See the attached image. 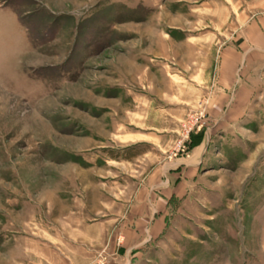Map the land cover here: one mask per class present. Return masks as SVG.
I'll return each mask as SVG.
<instances>
[{
    "label": "rangeland",
    "instance_id": "1",
    "mask_svg": "<svg viewBox=\"0 0 264 264\" xmlns=\"http://www.w3.org/2000/svg\"><path fill=\"white\" fill-rule=\"evenodd\" d=\"M260 20L264 0H0V264L257 254L264 50L246 31ZM232 46L243 82L211 118L207 78L223 57L237 65ZM196 172L184 203L178 184ZM142 202L165 217L149 241L128 233Z\"/></svg>",
    "mask_w": 264,
    "mask_h": 264
},
{
    "label": "crops",
    "instance_id": "2",
    "mask_svg": "<svg viewBox=\"0 0 264 264\" xmlns=\"http://www.w3.org/2000/svg\"><path fill=\"white\" fill-rule=\"evenodd\" d=\"M250 29L246 31V35H248V37H254L255 36V41L252 43V47L255 49H258V51L264 50V21L260 20V22L258 24H252L251 27H249ZM250 43V42H248ZM230 48H227L226 50H228ZM257 51V50H255ZM257 51V52H258ZM227 54H234L236 57L235 58H240L239 62L236 63L237 65H233L234 63L232 62L231 64L228 63L224 57L220 60L217 61L216 64V69H215V74H214V78L213 81L211 82L210 77L207 78L208 79V86L207 88L209 89H214L213 92V97L211 98V103H210V108L209 110H212V113H210V117L212 118L215 114L216 111H218L222 105V99L225 95H223L224 91H236L237 87H240L241 82H243V80L241 79L240 76L236 75V68L239 66V70L244 67V64H246V62H243L242 59V55L240 54V52L238 51V49H235L234 46L231 47L230 51H226ZM263 53V52H262ZM239 55H241L239 57ZM245 59V58H244ZM246 60V59H245ZM261 62L260 59H258L256 61V65L257 63ZM238 69V68H237ZM235 78V80H234ZM210 80V81H209ZM233 81V83H231ZM235 89V90H234ZM210 91V90H208ZM222 93V94H221ZM221 94V95H220ZM227 103V102H226ZM227 105V104H226ZM227 107V106H226ZM224 109V107H223ZM213 110H215L214 114H213ZM225 110H223V113H225ZM209 111V112H210ZM238 121L235 122H231L230 126H236ZM204 139V138H203ZM205 141V142H204ZM203 141V145L201 147L198 148V152H197V156L195 158H193V156L188 159L189 161H191V159L193 158V161L191 163V165H195V166H189V167H199L197 169L198 172H200V167H201V162L203 160V153H204V149H205V145L206 142H208L209 140H206V138ZM210 148V147H208ZM246 156L243 155V157H246V159H248L250 157L249 154H245ZM186 164V163H185ZM188 164H186L187 166ZM198 172L196 173H188L189 177L186 176L185 178H181L180 182H179V190H180V197L184 198V203H186L187 199L191 196L192 191H194L196 189V183H194V181L197 179L198 176ZM177 185V187H178ZM176 196V195H175ZM134 203V202H133ZM132 203V204H133ZM137 203H140L137 202ZM142 210L139 211L138 213H133L131 216V218L134 217V221L135 222V227L133 228V230L131 229V231H129L128 233L130 234L131 237H133V234H136L137 237H141L144 238L142 239V241H149L153 238H156L158 236V234L162 233V228L163 225L165 224V217H164V213H156L155 212V206H153V204H151L150 202H142ZM183 206V205H182ZM259 208L264 210V203L259 204L258 206ZM166 208V207H165ZM197 208V207H196ZM165 210V209H164ZM164 210H162V212H164ZM161 220V221H160ZM157 227V235H153V230H152V234L150 233H145L142 236V233L145 232V230L148 231V229L150 228H156ZM146 228V229H144ZM139 229L141 231H139ZM144 229V230H143ZM145 243V242H142ZM242 263L241 264H264V236H263V243L261 246V249L258 251L257 254L253 255L251 254L250 250L245 248L243 250L242 253ZM226 264H233L231 262H227Z\"/></svg>",
    "mask_w": 264,
    "mask_h": 264
},
{
    "label": "built area",
    "instance_id": "3",
    "mask_svg": "<svg viewBox=\"0 0 264 264\" xmlns=\"http://www.w3.org/2000/svg\"><path fill=\"white\" fill-rule=\"evenodd\" d=\"M207 103H208V102H206V103H205V102H201V103H199V107H200V108L203 107V108L205 109ZM178 144H179V142H178ZM181 152H183V149H182Z\"/></svg>",
    "mask_w": 264,
    "mask_h": 264
}]
</instances>
